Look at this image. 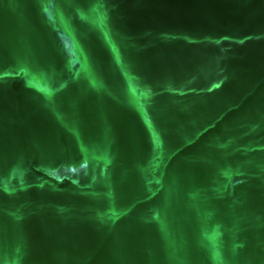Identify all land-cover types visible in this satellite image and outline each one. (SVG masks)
<instances>
[{"label": "water", "instance_id": "1", "mask_svg": "<svg viewBox=\"0 0 264 264\" xmlns=\"http://www.w3.org/2000/svg\"><path fill=\"white\" fill-rule=\"evenodd\" d=\"M0 264H264V0H0Z\"/></svg>", "mask_w": 264, "mask_h": 264}]
</instances>
